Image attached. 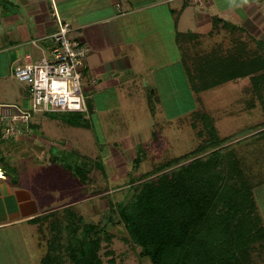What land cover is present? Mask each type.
Wrapping results in <instances>:
<instances>
[{
	"label": "rangeland",
	"instance_id": "1",
	"mask_svg": "<svg viewBox=\"0 0 264 264\" xmlns=\"http://www.w3.org/2000/svg\"><path fill=\"white\" fill-rule=\"evenodd\" d=\"M234 28L236 26L232 25ZM245 29L241 26L230 30L223 24L217 27L213 24L209 32L193 29L194 33H199L195 40L176 35V42L175 34L168 32V28L159 31L157 40L147 45L146 49L154 58L150 63L142 64L140 78L133 84L117 88L104 109L98 107L95 112L83 115L86 128L65 123L68 119L79 120L70 113L35 114L33 122L40 125V145L34 144L35 148L29 151L23 146L10 149L0 145V156L8 167L9 176L29 188L43 203V210L57 213L71 206L80 225H94L99 236L96 254L102 264H151L141 255V249L128 240L127 232L113 212H117V205L131 195L129 187L154 178L160 172L158 169L162 170L168 162L193 152L206 139L199 116L204 113L212 120L219 139L225 141L219 150L231 149L239 160L264 226V78L254 82L244 78L200 93L192 92V103L178 93L182 90L181 85H188L186 75L176 74L177 79H174V71L178 72L174 64L184 59L188 64L214 49L227 54L246 43L249 53L260 54L262 51L256 48L255 42L263 41V35L258 30ZM165 66L173 67L170 85L171 89H177L178 100L174 108L176 114L180 113L176 117L173 112L168 114L165 106L157 104V81ZM132 85L141 89L128 95ZM16 86L18 91L21 86L24 90L23 104L17 101L20 96L16 97ZM142 87L145 93H142ZM1 93L7 104L17 108L26 105V110L30 109L27 84L15 80L0 81ZM87 103L89 105V100ZM189 107H193L192 110L182 113ZM193 120L198 122L196 127L192 125ZM199 132L203 136L199 137ZM51 156L57 158L55 164L49 161ZM0 169H3L2 165ZM86 171L89 175H84L88 181L81 185L75 174ZM147 173L149 176H142ZM112 207L114 211H111ZM63 213L62 217L57 215V219L48 217L34 224L30 232H24L29 230L27 228L21 231L37 249L34 253L40 261L47 254L50 238L56 235L54 227L66 216ZM58 226L61 228L60 224ZM59 235L69 236L64 232ZM79 263L86 264L82 259ZM243 263L264 264V241L252 246ZM56 264L74 263L66 252Z\"/></svg>",
	"mask_w": 264,
	"mask_h": 264
},
{
	"label": "crops",
	"instance_id": "2",
	"mask_svg": "<svg viewBox=\"0 0 264 264\" xmlns=\"http://www.w3.org/2000/svg\"><path fill=\"white\" fill-rule=\"evenodd\" d=\"M215 17L219 19L218 25L225 21L239 29L243 26L250 31L258 30L263 35L261 42L264 44V0H0V81L15 80L11 72L16 63H35L49 57L50 36L57 29V19L68 22L73 29L71 37L89 49L81 72L84 95L89 96H85V101L89 100V105L86 101L89 114L98 107L104 109V104L110 101L111 94H116L117 88L133 84L140 78L142 64L150 63L154 58L146 49L147 45L157 40L159 31L168 28V32L175 34L176 42L179 34L186 37L188 34L198 35L193 29L209 32ZM174 65L178 68V72L174 71V79H177L176 74H184V68L181 61ZM165 67L160 70L161 79L157 81V104L165 106L166 112H173L176 117L180 113L176 114L174 108L178 100L177 89H171L170 85L173 67ZM131 87L128 95L141 89L138 85ZM181 88L178 93L192 103L189 86L183 84ZM142 93H145L143 87ZM16 94L17 98L20 96L17 101L23 104L22 86L19 91L16 86ZM5 99L1 93L0 105H13L7 104ZM20 107L26 110V105ZM39 126L32 122L29 134L21 135L15 141H0V145L32 150L34 144L40 145ZM7 153L11 154L10 151ZM53 158L51 156L49 161ZM0 165L9 175L8 167L2 162ZM0 179H3L1 169ZM21 185L10 176L0 180V264L41 262L34 253L37 249L21 231L27 228L29 230L24 232H30L35 226L32 220L51 210H43V203L29 188Z\"/></svg>",
	"mask_w": 264,
	"mask_h": 264
},
{
	"label": "trees",
	"instance_id": "3",
	"mask_svg": "<svg viewBox=\"0 0 264 264\" xmlns=\"http://www.w3.org/2000/svg\"><path fill=\"white\" fill-rule=\"evenodd\" d=\"M218 22V18L212 19L215 27ZM222 22L226 29L237 28L232 29L231 24ZM187 36L197 38L194 34ZM255 43L262 51L260 54L249 53L244 43L227 54L214 49L188 64L184 59L182 66L190 91L200 93L244 78L260 81L264 78V45L260 41ZM70 114L79 120L68 119L65 123L87 127L83 118L87 113ZM199 116L206 139L193 152L158 169L160 172L154 178L129 187L131 195L113 212L127 232L128 240L141 249V255L151 264H244L252 246L264 241L262 219L239 160L233 150H219L225 141L219 139L206 114ZM197 123L193 120L192 125L196 127ZM198 136L203 134L199 132ZM55 159H52L54 163ZM0 162L3 163L1 156ZM2 170L7 178V170ZM77 173L75 176H79L83 184L87 179L84 174L88 172ZM63 212L66 219L58 223L61 228L58 224L54 227L56 235L50 238L47 254L40 264H56L66 252L74 264H80L81 259L86 264H102L96 254L99 244L96 227L80 225L71 206L38 217L31 223L62 217ZM60 232L69 236L63 238Z\"/></svg>",
	"mask_w": 264,
	"mask_h": 264
},
{
	"label": "built area",
	"instance_id": "4",
	"mask_svg": "<svg viewBox=\"0 0 264 264\" xmlns=\"http://www.w3.org/2000/svg\"><path fill=\"white\" fill-rule=\"evenodd\" d=\"M72 31L68 22L57 19V29L50 36L49 57L13 66L12 77L28 85L30 109L0 105V141H15L29 134L35 114L87 113L81 72L89 49L71 37ZM1 171L0 180H5Z\"/></svg>",
	"mask_w": 264,
	"mask_h": 264
}]
</instances>
